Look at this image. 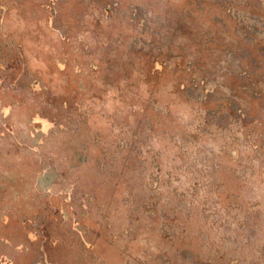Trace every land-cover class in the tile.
I'll list each match as a JSON object with an SVG mask.
<instances>
[{
    "label": "rangeland",
    "instance_id": "obj_1",
    "mask_svg": "<svg viewBox=\"0 0 264 264\" xmlns=\"http://www.w3.org/2000/svg\"><path fill=\"white\" fill-rule=\"evenodd\" d=\"M25 1L0 264H264V0Z\"/></svg>",
    "mask_w": 264,
    "mask_h": 264
},
{
    "label": "crops",
    "instance_id": "obj_2",
    "mask_svg": "<svg viewBox=\"0 0 264 264\" xmlns=\"http://www.w3.org/2000/svg\"><path fill=\"white\" fill-rule=\"evenodd\" d=\"M25 0H0V83L5 82L8 84L10 81H14V78L17 75L18 71V63L20 61L21 55H19L20 51H24L22 48L23 42L20 33L12 32L10 30L11 23H19L21 20L20 17L15 18L14 16L8 17L7 8L24 6ZM9 240V239H8ZM13 242V241H8ZM24 243L23 240L19 241V243L15 244L16 246H29ZM14 245V246H15ZM3 257L10 262L14 260L10 256V249L7 251H3ZM26 255L30 256L25 258L24 260L19 261L17 264H33L32 257L33 253H26ZM35 258V257H34ZM15 262V261H14ZM54 264H69L62 260H56L53 262Z\"/></svg>",
    "mask_w": 264,
    "mask_h": 264
}]
</instances>
